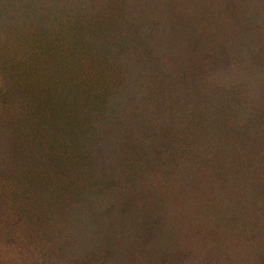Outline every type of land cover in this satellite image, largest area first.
<instances>
[{"label":"rangeland","instance_id":"1","mask_svg":"<svg viewBox=\"0 0 264 264\" xmlns=\"http://www.w3.org/2000/svg\"><path fill=\"white\" fill-rule=\"evenodd\" d=\"M0 196V264H264V0H0Z\"/></svg>","mask_w":264,"mask_h":264},{"label":"trees","instance_id":"2","mask_svg":"<svg viewBox=\"0 0 264 264\" xmlns=\"http://www.w3.org/2000/svg\"><path fill=\"white\" fill-rule=\"evenodd\" d=\"M116 86H117V84L112 85L113 88ZM109 90H112V94H110L109 92H106L104 94H99L96 97L92 98V100L90 101L91 108H93L96 105L106 103V102L110 101L111 99L114 100L116 97V89H115V91H114V89H109ZM92 110L94 111V108ZM54 113H56V110ZM93 114L94 113L91 111L90 113L88 112V114H86V116L83 117L81 120H78L76 122H72L69 120L66 123V125L68 124L67 126L71 129V133H70L71 139L68 138V141L71 144V151L73 150L74 153L78 154L80 146L85 144V155L87 154L89 156V157L85 158V161H83L82 166L80 164H78L77 157L75 160L73 159V157H71L70 162H71V167L73 169L71 171L74 172L75 169H80L81 176H79V177L81 178V181L78 183V186L87 184L86 187H79L76 195H77V198L79 199L78 200L79 203H80V201L83 203H86L88 200L91 201L90 204L87 205L88 208L90 207V209H88L89 213H87V217L92 222L91 224L94 225V231L96 234L95 236L98 235L97 238L102 239L105 242H108L107 247L112 248V247L116 246V245H113L112 243H114V240L117 238V235L115 233H112V234H109L108 236L105 237L103 235V233L101 232L103 230L95 227V225H97V226L99 225L100 218L105 216L106 213H108L110 211L111 207H109L108 209H105L104 205L102 207V205L100 203L103 200L102 196H101V194H102L101 188L98 189V188H95L92 186L88 187V185H90V182L93 179L99 178V179H101L100 180V183H101L103 181L105 175L114 174V169L112 167H111L112 170L110 169V166H109V163L107 162V160L99 154H97L96 156L94 154H91L92 150L90 147L88 148L89 144H93L92 141L90 143H88V138H89L88 136L89 135L93 136V133L96 132L95 127L93 125L87 123V122H89V120L93 119V118L90 119ZM73 118H74V115L71 116V120ZM63 123H64V121H62V124ZM54 125L57 127H60L61 122H60V124L54 123ZM80 130H82L83 136L80 135ZM73 133H75L74 137H72ZM84 139H85V142H83ZM90 139H92V137ZM74 145L77 146L78 148H74ZM100 147L102 150H105L107 148V147H104V143ZM62 153H63V150H61V149H59L56 152V155H57L59 160L61 157L60 155ZM92 156H94V157H92ZM83 160H84V158H83ZM55 164H56L55 165L56 169L61 167L60 161L56 160ZM76 172H77V170H76ZM114 175H117L116 171H115ZM40 185L41 186H38V187L44 191V189L42 188L43 187L42 183ZM58 186L59 185L51 186L49 188L52 191L51 195H53L56 199L61 198L62 200L65 201L67 196L65 195V193L62 192L61 188H58ZM85 236L87 237V235H85ZM81 239H83V241H85V247L88 250V254L90 255L89 257H92V255H98L99 254V249L95 248L93 246L92 242L89 241L90 237H89V239L88 238L85 239L81 235ZM105 245H106V243H105ZM118 253H121V251H118ZM122 254H124V253L122 252Z\"/></svg>","mask_w":264,"mask_h":264}]
</instances>
